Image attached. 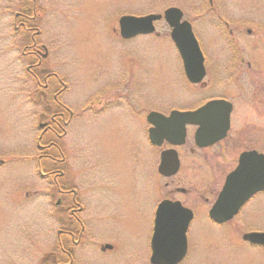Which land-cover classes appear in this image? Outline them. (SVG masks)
Returning a JSON list of instances; mask_svg holds the SVG:
<instances>
[{
  "label": "flooded vegetation",
  "instance_id": "af4514ba",
  "mask_svg": "<svg viewBox=\"0 0 264 264\" xmlns=\"http://www.w3.org/2000/svg\"><path fill=\"white\" fill-rule=\"evenodd\" d=\"M132 1H135L136 4L140 0H3L6 4L0 6V21L8 22V28H10V32H6L8 33L7 39H10L11 44L8 52L15 54L14 65L21 68H18L17 76L19 74L24 75L17 81L28 87L27 98L31 109L29 113L37 118V122L32 123L31 131H37L39 134L34 138L32 145L28 147L27 154L21 158H14L10 155L9 159H4L0 156V170L9 166L12 162L16 167L24 164L26 168L36 173L38 177L34 176L35 178L44 183L43 189L38 190L33 179L28 184L22 181V185H15L19 190L18 198L21 203L12 207V210L15 208L21 210L22 217L27 219L30 213L23 212L25 210L28 212L33 207L37 194H41L46 201V212L44 213L46 218H44L45 220L54 219L57 227L53 232L50 225L43 224V230H47L44 237L48 239L54 237L55 240L53 244H47L44 247L38 264H97L99 259H119V262L126 264H153L151 262L152 238L156 220L163 227L167 225L168 228H173L186 219L187 215L173 207H169L167 212L158 214L160 205L165 201H168V205L178 203L191 216L186 232L187 252L178 264H182L191 256H193L194 264L195 262L227 264L229 262L226 258H230L231 264H238L240 259L237 252L240 245L246 247L245 256L247 260H250L252 259V253L260 250L264 252V244L252 242L245 238L247 234L264 233V190L248 197L230 218L216 219L211 213L227 186L230 173L237 168L241 155L250 151L264 154L254 143L244 146L243 132L241 133L240 130L232 136L235 103L226 99V97H211L194 108L172 109L168 113L158 110L147 112L146 107L141 108L138 111L136 110L138 116L134 117L131 113V96L128 92L132 74L130 55L133 41L145 36H162L164 32L158 30L161 23H165L170 29L169 36L171 39L173 28L165 16L166 11L170 8H176L181 12L180 22H188L195 36L197 35L195 23L200 19L205 24L213 21L223 23L226 28H229L230 21L224 15L225 11L222 10L224 0H181L187 2L193 10V17L190 19L186 18L187 12L183 6L182 8L177 6L178 3L169 4L163 10L132 11ZM241 4L243 7V1ZM174 13L179 12L175 10ZM150 15L161 16L153 22L155 30L151 33L131 35V24L127 18H143ZM236 20L238 22L242 21L241 19ZM229 33H233L231 28H229ZM72 39L85 45L95 42V46L79 48L78 45H73ZM76 49L113 51L125 55V65L122 70H119L118 77L113 75L107 78L102 75V72H109L107 68L95 69L96 73H100V75L96 76L97 74H94L97 79L94 80L99 84L102 81L101 84L104 85L103 89L99 90L101 93L98 95L99 98L92 100L89 108L97 107L99 112H104L117 103L119 112L116 114L124 116V125H129L128 128L131 129L132 120L134 119L133 128L135 131H140V134L149 142L150 148L154 147L159 150L158 161L156 159L157 164L152 163L156 168L157 178L160 179V182H156L155 185L152 180H148V152L141 149L140 143L139 149H137L140 152L139 176L137 178V172L132 175L135 170L132 167L131 142L129 141V146L125 151L129 154L128 159L122 168L127 173L129 186L131 185V189L133 188L136 194L135 197H133L130 187L126 189L125 178L123 180L121 177L112 178L97 160L93 163V166L96 167L93 179L90 181L88 179L84 180V170L80 164L82 160L80 144L76 145L77 164H73L71 160L73 151L68 148L66 138L73 122L76 121L80 129L84 116L83 110L74 112L64 102L65 94L70 86L67 74H65L67 64L64 56L76 53L73 51ZM205 68L206 78V57ZM80 72L79 68L76 73L78 77L76 82L78 83H82L79 77ZM87 76L88 79L93 78L88 72ZM120 81H122V84H119ZM188 82L192 85H205L204 81L198 84H193L189 80ZM107 84L113 86L107 90L105 89ZM118 85H122V87ZM113 89L118 90L117 93L120 94H109V91L112 90L113 92ZM213 101H222V104L210 108L204 115V124L209 128L206 134L200 137V141L202 144L207 143L206 145L201 146L197 142L196 134L200 129L198 124H187L185 126V142L181 145L173 144L166 139L160 145L151 143L149 130L152 124L148 121V115L151 112L161 113L165 116H169L174 110L193 112ZM227 122L229 127L225 131V135L215 139ZM232 137V142L226 144ZM186 145L190 147V152L193 155H196V152L208 153V156H205L203 160L215 172L217 167L228 163L225 158L227 149L230 153L235 154V158L231 167L223 166L225 171L222 174L220 170V174L213 173L200 176L194 184L188 186L175 185L173 188H169L165 196L163 194V180L164 178L171 180L179 174L183 164L181 149ZM218 150H221L219 155L216 152ZM167 151H170L167 154L168 160L173 156H177L179 159V170L174 175L164 174V168L161 167L163 154ZM142 163L144 164V173H142ZM5 181L7 180L0 177L1 187ZM89 182H91V185L85 188L84 183ZM14 183H16L15 180ZM169 183L178 184V182L175 183L172 180L167 182L166 185L168 186ZM141 187L147 189L146 198L149 197L151 187H154L156 191L150 253L143 259L141 257L130 259L123 250L127 231L122 220L125 219L126 213L132 210L128 208L127 201L131 203L132 199H136L135 208H139L140 202L138 203L137 192ZM89 191L91 196L87 194ZM174 194H180L182 197H173ZM158 195L159 197H157ZM89 197L92 198L89 199ZM189 197H191V200L187 201L186 198ZM230 197L224 198L222 203L224 207L220 209L222 213L233 211L235 201L228 199ZM116 199L118 203H121V200L124 201L126 207L120 214L116 212ZM89 200H91L92 206H89ZM136 213L140 215L142 209L136 211ZM32 216L31 220L34 219V213ZM33 226L32 221L27 223L29 231L33 230ZM194 228L200 231V235L196 240H193L191 235ZM206 230L208 231L206 232ZM0 231L1 238L3 236L1 226ZM24 237L35 240L31 231L26 236L24 233ZM28 253L30 255L27 259L32 258L34 242L31 243V240ZM24 260L26 259L22 257L19 261Z\"/></svg>",
  "mask_w": 264,
  "mask_h": 264
},
{
  "label": "rangeland",
  "instance_id": "374dc122",
  "mask_svg": "<svg viewBox=\"0 0 264 264\" xmlns=\"http://www.w3.org/2000/svg\"><path fill=\"white\" fill-rule=\"evenodd\" d=\"M132 2V11L163 10L169 4L178 3L177 6H181V8L183 6L186 10V18L193 17L192 8L188 6L187 2L181 0H140L136 4L135 1ZM4 4L6 3L0 0V6ZM222 4L224 15L230 21L229 28L233 30L232 34L223 23L212 21L205 24L202 19L195 23L196 38L206 57L205 85H192L188 82L182 59L174 42L170 39V29L165 23H161L158 28L164 32L162 36H145L131 43L132 74L128 91L131 96V113L137 117L136 110L145 107L147 112L158 110L168 113L172 109L194 108L211 97H226L234 102L236 107L233 112L232 136L240 130L241 133L243 132L244 146L254 143L264 152V0H224ZM236 19L242 21L238 22ZM7 23L0 21V156L4 159H9L10 155L14 158L26 155L28 147L32 145L34 138L39 134L37 131H31L32 123L37 122V118L29 113L31 109L27 98L28 87L17 81L24 75L17 76L19 66L14 65L15 54L8 52L11 44L10 39H7L8 33L6 32H10ZM72 43L78 45L79 48L95 46V42L85 45L73 39ZM73 51L76 53L64 56L67 64L65 74H67L70 85L64 102L74 112L83 110L84 117L80 129L76 121L69 128L66 143L68 148L73 151L71 160L73 164H77L76 145L80 144L82 150L80 164L84 170V180L93 179V174L96 173L93 163L97 160L112 178L121 177L122 180L125 178L126 189L130 187L132 195L135 197L133 188L131 189V185L129 186L127 173L122 168L128 159L129 154L125 151L129 146V141L131 142L132 167L135 170L132 175L137 172V178L139 176L140 152L137 149H139L140 143L141 149L148 152V180H152L155 185L156 182H160V179L157 178L156 168L152 163H156V159L158 161L159 150L154 147L150 148L149 142L140 134V131H135L133 128L134 119L131 129L128 128L129 125H124V116L116 114L119 112L117 103L104 112H99L97 107L89 108L90 102L101 94L99 90H102L104 85L101 84L102 81L100 84L95 81L97 80L95 69L107 68L109 72H102V75L107 78L113 75L118 77L119 70H122L125 65V55L102 50L76 49ZM79 68L81 71L79 77L82 83L76 82L78 78L76 73ZM87 72L93 77L92 79H88ZM99 75L100 73L96 76ZM119 84H122V81ZM112 86V84H107L105 89L108 90ZM118 86L122 87V85ZM120 89L123 91L122 88ZM113 92L110 90L109 94H120L117 93L118 90L113 89ZM232 140L233 137L226 144ZM181 150L183 164L179 174L171 180L165 178L163 180L165 196L169 188H173L175 185L188 186L194 184L200 176L220 174V170L222 174L225 171L223 166L231 167L235 158V154L230 153L227 149L225 158L228 163L217 167L215 172L203 160L205 156H208V153L196 152V155H193L188 145ZM220 151H216L218 155ZM142 173H144L143 163ZM34 176H37L36 173L26 168L24 164L16 167L13 162L0 170V177L7 180L3 182L2 187L0 186V226L3 229V236L0 238V264H38L44 247L54 243V237L49 239L44 237L47 230H43V224L50 225L53 232L57 226L54 219L45 220L46 201L41 194H37L33 207L28 212L26 210L23 212L30 213L27 219L22 217L21 210L19 211L17 208L12 210V207L21 203L18 198L19 190L15 185H22V181L28 184L33 179L36 189H43L44 183ZM14 180L16 183L13 184ZM172 180L178 184L169 183L167 186L166 183ZM89 185L91 182L84 183L85 188ZM146 193L147 189L144 187H141L137 192L139 208H135L136 199H132L131 203L127 201L128 208L132 210L126 213L124 220L121 219L126 225L127 231L123 250L130 259L140 257L143 259L150 253L153 212L156 202L155 188L151 187L148 198L145 197ZM87 194L91 196L90 191ZM173 197L181 198L182 195L174 194ZM91 198L89 197V199ZM186 200L190 201L191 197ZM89 206H92L91 200H89ZM115 206L116 212L119 214L126 209L122 200L121 203H118L116 199ZM141 209L142 213L137 214L136 211ZM33 213L34 219L31 220ZM117 217L119 218L118 214ZM29 221L34 224L33 230L30 231L35 240L27 238L28 236L24 237V233L26 236L30 232L27 228ZM191 235L193 240H196L200 231L194 228ZM30 240L31 243L34 242V253L32 258L27 259L30 255L28 253ZM245 248L244 245L239 246L237 255L240 260L238 264H263L264 252L262 250L252 253V259L247 260ZM22 257L26 260L21 262L19 260ZM229 259L226 258L230 263ZM191 263H193V256L182 264ZM199 263L203 264L195 262V264ZM97 264L126 263L119 262V259H99Z\"/></svg>",
  "mask_w": 264,
  "mask_h": 264
},
{
  "label": "water",
  "instance_id": "95a60500",
  "mask_svg": "<svg viewBox=\"0 0 264 264\" xmlns=\"http://www.w3.org/2000/svg\"><path fill=\"white\" fill-rule=\"evenodd\" d=\"M175 10L179 13H174ZM181 15V12L176 8H170L165 13L168 23L173 28L171 33L172 40L182 58L186 77L190 82L196 84L202 82L206 76L205 58L191 25L186 21L180 22ZM160 17L159 15H150L143 18L128 17L127 20H130L129 23L131 24V35L153 32L155 30L153 22ZM220 104H222V101H213L193 112L174 110L169 116L151 112L148 115V121L152 124L149 130L151 143L160 145L166 139L173 144L181 145L185 142V126L187 124H198L200 129L196 134L197 142L201 146L206 145L207 143L202 144L200 141V137H203L209 128L204 124V115L210 108ZM228 127L227 122L215 139L224 136ZM169 152H164L161 167L164 168V174L174 175L179 170V159L177 156H173L168 160L167 154ZM261 190H264V154H260L257 151L245 152L240 157L238 167L229 175L227 186L211 212L212 216L216 219L232 217L248 197ZM228 196H231L228 199L235 201L232 208L233 211L222 213L220 211L224 207L222 203L224 198ZM167 202L165 201L160 205L158 214L167 212L169 207H173L187 215L186 219L179 221L180 223L173 228H168L167 225L163 227L156 220L152 238L151 262L153 264H178L187 251L186 232L191 216L178 203L168 205ZM245 238L252 242L264 244V233L247 234Z\"/></svg>",
  "mask_w": 264,
  "mask_h": 264
}]
</instances>
